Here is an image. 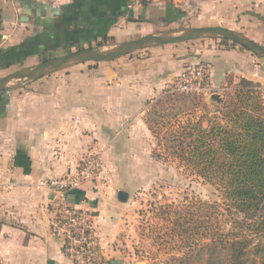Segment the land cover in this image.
Here are the masks:
<instances>
[{
    "label": "crops",
    "instance_id": "0c3cea01",
    "mask_svg": "<svg viewBox=\"0 0 264 264\" xmlns=\"http://www.w3.org/2000/svg\"><path fill=\"white\" fill-rule=\"evenodd\" d=\"M201 27L226 28L264 43V0H153L135 8L126 0H0V79L76 52H113L165 29ZM187 41L155 44L137 60L117 62L126 54L95 61L115 63L104 66L112 83L65 82L74 69L82 70L75 66L65 79L57 78L58 68L28 79L22 90H0V264H74L63 253V238L50 228L53 194L41 181L76 172L82 158L100 157L97 150L110 140L124 152L149 137L145 108L186 62L206 65L214 88L246 80L264 91V56L239 44L189 49ZM107 152L101 156L104 171L111 165ZM119 190L86 180L70 194L72 202L94 211L102 251L112 264H126L115 242L131 224L130 193L121 202Z\"/></svg>",
    "mask_w": 264,
    "mask_h": 264
},
{
    "label": "rangeland",
    "instance_id": "374dc122",
    "mask_svg": "<svg viewBox=\"0 0 264 264\" xmlns=\"http://www.w3.org/2000/svg\"><path fill=\"white\" fill-rule=\"evenodd\" d=\"M187 32L170 28L156 35L176 37L185 35ZM155 44L150 42L117 62L137 60L147 56L151 54ZM217 44L236 45L231 39L217 33L203 34L187 41L189 49L195 48L200 51L203 46ZM261 45L264 46V43ZM112 50L97 48L94 51L105 53ZM196 52L188 51L187 54H191L192 57L201 54ZM253 52L264 56L257 51ZM201 63H196L195 60L186 62L174 80L159 91L157 96L152 98L153 100L151 99L142 116L150 130L149 137L139 140L138 143L133 141L124 149V152L121 143L118 141L113 143V140H110L108 146L103 145L104 148L97 150L103 163L104 159L101 156L109 148L105 157L110 160L111 165L106 171L103 166L95 182L100 181L102 185L108 187L115 184L120 187V190L130 193L126 220H131V224L126 231L123 230L120 233L121 236L119 235L115 242L125 255L126 264H204L202 263L205 256L203 252L208 253L205 245H211V240L203 238L205 232L203 226H208L214 233L219 230L225 232L224 228L228 230L235 226L228 214L222 216L225 205L218 187L205 181L191 170L185 161L173 155L180 149L175 147L170 124L185 122L188 118H204L205 125L210 119L221 120L227 105L236 95V89L240 83L230 82L225 87L214 88L208 95L189 97V99L171 89L173 82L184 69L188 66L203 65ZM113 64L115 63H98L91 60L69 61L61 67L62 71L58 72L61 76L57 78L65 79L71 74L65 73L69 72L67 71L69 68L83 66L82 70L74 69L76 71L73 72L72 79L69 78L65 82L77 80L93 84V82H103L104 78L112 83L111 77L107 79V68L105 69L104 66ZM128 65L129 63L125 64L126 73H132L129 70L132 66ZM64 68L67 69L64 70ZM103 69L105 71H102ZM24 82H28V79H14L8 81L6 86L9 90H22ZM255 88L264 100V91L259 87ZM92 94L94 98H99L96 92L93 91ZM213 94L219 95L220 102L211 101ZM132 150L140 151L137 154L129 153ZM192 214L195 220L192 218L190 221ZM198 237L201 238L198 240ZM263 244V237H254L246 257L247 264H261L262 258L257 247ZM218 254L221 253H214L211 257L214 258ZM191 255L193 256L190 257ZM189 257L190 259L186 260Z\"/></svg>",
    "mask_w": 264,
    "mask_h": 264
},
{
    "label": "trees",
    "instance_id": "16d2710c",
    "mask_svg": "<svg viewBox=\"0 0 264 264\" xmlns=\"http://www.w3.org/2000/svg\"><path fill=\"white\" fill-rule=\"evenodd\" d=\"M178 93L188 99L202 96ZM170 128L175 147L180 149L173 155L185 161L205 181L218 187L225 205L222 216L228 214L235 224L228 230L224 228L225 232L219 230L217 233L203 226V238L210 239L211 245H205L208 253L202 251L205 254L202 263L247 264L246 257L254 237L264 238L262 95L251 82L243 80L221 120L210 119L205 125L204 118H188L185 122L170 124ZM190 216V221L195 220L193 214ZM257 249L261 264H264V244L258 245ZM217 252L221 254L212 258L211 255Z\"/></svg>",
    "mask_w": 264,
    "mask_h": 264
},
{
    "label": "built area",
    "instance_id": "2783aa9c",
    "mask_svg": "<svg viewBox=\"0 0 264 264\" xmlns=\"http://www.w3.org/2000/svg\"><path fill=\"white\" fill-rule=\"evenodd\" d=\"M153 0H126L129 8ZM175 92L208 95L214 89L206 65L188 66L173 82ZM102 171L97 154L82 158L76 172L66 173L41 181L52 190L49 201V224L53 233L63 238V253L74 264H112L102 251L95 224V214L89 204L71 201L70 194L86 180H97Z\"/></svg>",
    "mask_w": 264,
    "mask_h": 264
},
{
    "label": "water",
    "instance_id": "95a60500",
    "mask_svg": "<svg viewBox=\"0 0 264 264\" xmlns=\"http://www.w3.org/2000/svg\"><path fill=\"white\" fill-rule=\"evenodd\" d=\"M207 33H217L223 35L226 38L231 39L239 45H242L252 51H257L264 55V46L258 43H255L243 36L228 30L222 27H201V28H191L188 32L179 37H162L158 35H148L143 38L128 42L113 52L99 53L94 50H85L81 52H76L74 54L65 56L63 58L55 59L50 62L44 63L33 70L18 71L13 74H10L4 78L0 79V90L6 89V84L10 80L14 79H29L38 78L43 75H46L54 70L61 68L63 65L69 61H84V60H93V61H108L115 58H119L126 54L131 53L132 51L139 49L150 42H155L156 44H167V43H177L187 41L188 39L198 37ZM211 101L220 102L218 94H213L211 96ZM118 199L121 202H127L129 200V192L126 190L118 191Z\"/></svg>",
    "mask_w": 264,
    "mask_h": 264
}]
</instances>
